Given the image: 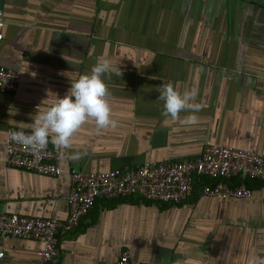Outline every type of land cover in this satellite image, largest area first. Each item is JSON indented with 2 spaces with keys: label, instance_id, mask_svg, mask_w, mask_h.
Here are the masks:
<instances>
[{
  "label": "crops",
  "instance_id": "obj_1",
  "mask_svg": "<svg viewBox=\"0 0 264 264\" xmlns=\"http://www.w3.org/2000/svg\"><path fill=\"white\" fill-rule=\"evenodd\" d=\"M0 59L20 72L0 92V211L67 217L68 171H121L200 154L203 142L264 153V0H0ZM107 58L121 75L102 77L114 126L87 119L63 150L62 173L7 166L8 127L29 131L36 109L66 94L70 81ZM197 88L195 124L161 115L159 89ZM53 148H57L49 143ZM249 198L192 192L179 203L139 196L97 198L62 232L52 264L137 262L247 264L264 256V181ZM0 264H38L41 243L0 240Z\"/></svg>",
  "mask_w": 264,
  "mask_h": 264
},
{
  "label": "built area",
  "instance_id": "obj_2",
  "mask_svg": "<svg viewBox=\"0 0 264 264\" xmlns=\"http://www.w3.org/2000/svg\"><path fill=\"white\" fill-rule=\"evenodd\" d=\"M4 21L0 7V48ZM20 72L6 67L0 59V92L13 91ZM8 127L4 137V162L7 166L46 176L62 173L64 152L49 143L43 149H28L10 140ZM70 188L65 197L67 217H37L0 211V240L32 239L41 243L38 264H52L62 232L78 225L97 198L117 199L140 196L145 200L176 204L195 190L208 197L249 198L252 189L247 180L264 181V153L247 148L216 144L205 140L199 155L180 160L146 162L121 171H68ZM206 179V181H201ZM199 185L196 186V184ZM3 251L0 249V257ZM115 264H165L160 261L137 262L123 249Z\"/></svg>",
  "mask_w": 264,
  "mask_h": 264
},
{
  "label": "clouds",
  "instance_id": "obj_3",
  "mask_svg": "<svg viewBox=\"0 0 264 264\" xmlns=\"http://www.w3.org/2000/svg\"><path fill=\"white\" fill-rule=\"evenodd\" d=\"M109 73L121 75L120 68L113 66L109 59L98 58L89 72L81 73L70 81L64 96L57 97L42 110L36 109L27 133L11 131L10 140L30 150L43 149L48 143L57 148H68L73 133L87 119L94 120L100 128L114 126L106 100L108 90L102 78ZM197 92L195 87L180 92L171 83L163 84L158 96L163 101L161 115L176 119L182 111L190 110L193 114H189L185 122L195 124L197 117L194 113L199 111L200 105L192 101ZM247 264H264V256L251 255Z\"/></svg>",
  "mask_w": 264,
  "mask_h": 264
},
{
  "label": "trees",
  "instance_id": "obj_4",
  "mask_svg": "<svg viewBox=\"0 0 264 264\" xmlns=\"http://www.w3.org/2000/svg\"><path fill=\"white\" fill-rule=\"evenodd\" d=\"M254 180H256V179H254ZM201 181H206V179H202ZM250 181H252V180H247L246 181V184L249 186L250 185ZM260 181H263V180H260ZM199 183L200 182H198L197 184H196V186L197 185H199ZM196 191V190H195ZM130 197V196H129ZM140 197V196H139ZM140 198H142V197H140ZM143 199V198H142ZM145 200V199H144ZM147 201H149V200H147ZM154 202H157V201H154ZM158 203H163V202H158Z\"/></svg>",
  "mask_w": 264,
  "mask_h": 264
}]
</instances>
